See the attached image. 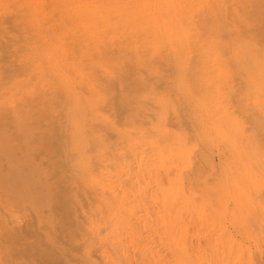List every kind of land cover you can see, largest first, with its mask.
<instances>
[{
    "label": "rangeland",
    "instance_id": "374dc122",
    "mask_svg": "<svg viewBox=\"0 0 264 264\" xmlns=\"http://www.w3.org/2000/svg\"><path fill=\"white\" fill-rule=\"evenodd\" d=\"M0 264H264V0H0Z\"/></svg>",
    "mask_w": 264,
    "mask_h": 264
},
{
    "label": "bare ground",
    "instance_id": "6f19581e",
    "mask_svg": "<svg viewBox=\"0 0 264 264\" xmlns=\"http://www.w3.org/2000/svg\"><path fill=\"white\" fill-rule=\"evenodd\" d=\"M203 19V18H202ZM161 31V30H160ZM178 37V36H177ZM169 39H171V36H170V38ZM179 40V39H178ZM176 42H177V40H176ZM171 50H172V53L173 54H175L176 52H179V46L177 45V44H174L173 43V49L171 48ZM212 81V80H211ZM220 84V83H219ZM220 86V85H219ZM247 150V149H246ZM125 158V157H124ZM58 218V217H57ZM235 238V237H234Z\"/></svg>",
    "mask_w": 264,
    "mask_h": 264
}]
</instances>
